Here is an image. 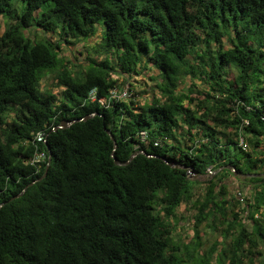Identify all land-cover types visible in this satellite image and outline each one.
<instances>
[{
    "label": "trees",
    "instance_id": "1",
    "mask_svg": "<svg viewBox=\"0 0 264 264\" xmlns=\"http://www.w3.org/2000/svg\"><path fill=\"white\" fill-rule=\"evenodd\" d=\"M0 17V264H264V0H0ZM134 76L158 95L109 100Z\"/></svg>",
    "mask_w": 264,
    "mask_h": 264
},
{
    "label": "rangeland",
    "instance_id": "2",
    "mask_svg": "<svg viewBox=\"0 0 264 264\" xmlns=\"http://www.w3.org/2000/svg\"><path fill=\"white\" fill-rule=\"evenodd\" d=\"M16 6L18 7V13H20L23 4H19L17 3ZM10 24V20H8L5 17H0V32H2L7 25ZM97 36H99L100 33V29L98 28L97 30ZM98 38H94L89 40L86 43H80V44H76V45H65L63 46V50H62V54H64V56H66L67 58H70L73 62H78L81 61L83 59V57L87 54V51L84 47H92L95 44V41H97ZM80 53H82L83 55H80ZM125 86H128V90H130L131 92H129V94L135 95L137 96V100L139 102H149L152 97L155 95L157 96L158 94L155 92V89L152 88V83L145 77L142 76H134L132 78H130L128 80V83L125 84ZM211 176V175H210ZM209 175H204V176H198V175H194L191 176L190 179L195 181L196 184L194 185V193L195 194H200L202 192L203 189V185L202 183L205 182L209 177ZM229 183L231 184V190L238 188L240 191H244L246 194V188L243 187V184H241L238 181H235L233 178L229 179ZM189 216V214H188ZM190 231V224L189 222H187L186 224H181L180 226H178L174 237L176 240H179L181 238H183L185 235H188ZM205 240L208 241V235H206ZM184 239V238H183ZM210 240L212 238H209ZM186 242V241H185ZM208 245V243H206V246Z\"/></svg>",
    "mask_w": 264,
    "mask_h": 264
},
{
    "label": "built area",
    "instance_id": "3",
    "mask_svg": "<svg viewBox=\"0 0 264 264\" xmlns=\"http://www.w3.org/2000/svg\"><path fill=\"white\" fill-rule=\"evenodd\" d=\"M130 97L128 86H123L120 89H113L109 93V100H115V101H126ZM89 99L91 101H94L96 99V92L95 90H92L89 93ZM101 104H104L105 100L100 99L99 100ZM141 137L145 138V134L141 133ZM33 142L35 145H44L46 144V134L44 131L37 132L33 137ZM47 159L46 153L43 150H38L34 152L32 158L29 160V163L31 165H39L40 163H44ZM212 172L208 169L207 175H211Z\"/></svg>",
    "mask_w": 264,
    "mask_h": 264
},
{
    "label": "water",
    "instance_id": "4",
    "mask_svg": "<svg viewBox=\"0 0 264 264\" xmlns=\"http://www.w3.org/2000/svg\"><path fill=\"white\" fill-rule=\"evenodd\" d=\"M88 117L86 116L83 120H86ZM66 124L64 122H61V128H65ZM115 164H118V162L116 160H114ZM2 206V205H0Z\"/></svg>",
    "mask_w": 264,
    "mask_h": 264
}]
</instances>
